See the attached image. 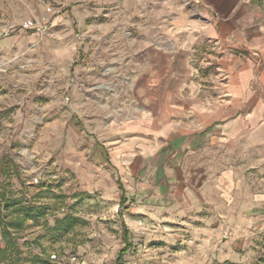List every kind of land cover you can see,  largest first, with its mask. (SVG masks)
Segmentation results:
<instances>
[{"label":"rangeland","instance_id":"obj_1","mask_svg":"<svg viewBox=\"0 0 264 264\" xmlns=\"http://www.w3.org/2000/svg\"><path fill=\"white\" fill-rule=\"evenodd\" d=\"M167 8L166 0H0V197L46 208L14 233L21 238L15 264H33L34 256L57 264L50 255L65 260L69 253L85 264H264V148L207 143L177 152L179 180L204 197L202 208L191 207L186 194L174 198L165 177L163 200L152 204L132 180L120 184L134 161L112 152L124 143L131 153L156 148L150 135L141 140L123 129L139 112L134 80L120 73L145 59L153 39L165 55L179 50L168 47ZM211 49L192 48L184 88L210 84ZM105 67L110 76L88 78ZM158 89L165 94L167 80ZM188 118L172 124L187 128ZM164 140L145 169L174 155ZM90 141L106 158L81 177L74 159ZM13 211L0 206V217L13 220ZM66 216L80 222L63 235L54 229Z\"/></svg>","mask_w":264,"mask_h":264},{"label":"crops","instance_id":"obj_2","mask_svg":"<svg viewBox=\"0 0 264 264\" xmlns=\"http://www.w3.org/2000/svg\"><path fill=\"white\" fill-rule=\"evenodd\" d=\"M166 1L169 28L173 33L168 47L179 50L165 55L159 49L158 40L153 39L151 52L145 59L137 62L130 72L126 66L120 73L123 79L134 80L131 94L139 112L135 121L122 125L123 129L129 136L141 140L150 135L156 148L141 145L138 152L131 153L130 144L124 143L112 156L134 161L125 169V181L120 184L129 185L128 180H132L137 184L135 193L150 195L151 204L163 200L165 194L161 192L160 179L165 177L172 183L174 198L186 194L191 207L202 208L206 206L204 197L179 180L177 152L191 151L207 143H241L249 149L264 148V0ZM176 36L185 38L182 45L175 40ZM198 43H207L212 48L216 71L208 75V86L198 84L184 88L190 76V51ZM101 75L106 78L111 71L105 67L103 74L93 72L88 78ZM165 80L169 89L163 94L158 86ZM76 97L80 100L78 95ZM85 99L89 101L86 96ZM80 111V107H73L79 118ZM180 115L189 116L187 121L191 124L187 128L179 129L172 124ZM161 137L174 155L167 163L164 160L161 165L158 159L152 169H145L144 161L161 152L158 146ZM92 141L86 143L87 148H79L74 159L81 177L83 169L95 170L97 160L106 156ZM150 170H153L151 175ZM104 183L105 180L101 182ZM109 183V187L114 188L115 184ZM149 184H152L150 189L145 190L144 186Z\"/></svg>","mask_w":264,"mask_h":264},{"label":"trees","instance_id":"obj_3","mask_svg":"<svg viewBox=\"0 0 264 264\" xmlns=\"http://www.w3.org/2000/svg\"><path fill=\"white\" fill-rule=\"evenodd\" d=\"M0 206H3L6 211L13 209V212L17 215L15 219L10 221H6L0 217L1 238L5 242V247H0V257L9 256V261L7 264H15L12 256L13 254L16 257L18 256L17 240L21 238L14 233L21 229L25 223L29 221L37 223L45 216L46 208L43 206H34L29 203H23L20 200H8L3 196L0 197ZM79 222V219L66 216L63 219L56 221V227L54 230L64 235L67 234L73 228V226ZM31 261L33 264H46L38 256H34Z\"/></svg>","mask_w":264,"mask_h":264},{"label":"built area","instance_id":"obj_4","mask_svg":"<svg viewBox=\"0 0 264 264\" xmlns=\"http://www.w3.org/2000/svg\"><path fill=\"white\" fill-rule=\"evenodd\" d=\"M40 1L44 2V0ZM49 260L57 264H85L84 261L74 253L67 254L65 260L57 255H50Z\"/></svg>","mask_w":264,"mask_h":264}]
</instances>
